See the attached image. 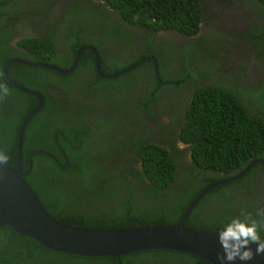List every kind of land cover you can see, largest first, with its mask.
I'll use <instances>...</instances> for the list:
<instances>
[{"label": "trees", "instance_id": "obj_1", "mask_svg": "<svg viewBox=\"0 0 264 264\" xmlns=\"http://www.w3.org/2000/svg\"><path fill=\"white\" fill-rule=\"evenodd\" d=\"M76 1L68 0L62 20L56 21V29L47 30L43 38L28 37L17 41L16 44L22 47L29 57L12 54L15 49L5 44L11 34L5 30L4 25L0 26V84L8 86L10 95L15 97L16 102L13 106L4 102L3 113H0V152L8 156L5 164L11 169L16 167V131L37 103L33 100L34 96L10 86L5 81L1 67L8 56L67 68L78 48L92 45L98 55L99 71L109 75L138 61L129 71L123 70L124 73L120 77L126 79V83L123 84L119 77L116 78L119 82L117 86L112 83V79H103L96 75L94 55L91 50L84 49L79 54L77 67L70 74L88 68L95 77L86 78L82 90L87 91L89 86L94 85L108 98L111 91L119 89L122 91V98L126 97L123 90L127 91L133 87L130 76L137 79L147 75L152 79V87L147 88L148 91L141 101L144 110L148 109L149 101L162 87L178 88L189 78L192 69L203 75L208 73L207 69L196 67L193 63L189 68L187 62L194 59L186 54V71L174 75L171 68H166L169 60L175 58L174 54L169 53L170 47L168 52L162 55L154 48H147L143 53L139 51L138 57L137 50L131 51V57L122 60L121 47L117 45L122 39L115 29L110 33L108 40L116 44L107 55L106 44L100 39L102 32L97 34L83 20L80 22V13L74 8ZM102 1L117 12L122 21L148 31L172 30L182 36L192 37L198 34L201 21L219 34L221 26H224L215 21L216 11L211 10L206 14L205 10L214 0ZM241 2L244 3V27L241 31L231 33L236 56L246 57L244 61L248 62L250 55L242 50L244 46L253 48L260 59L261 55H264V0ZM17 3L18 0H0V15H9L10 12L5 8ZM30 3L33 8L39 9L33 2ZM95 7L98 8V5L95 4ZM11 19L9 16L6 20ZM37 23L45 26L43 20H38ZM55 31L64 35L61 51H57L52 41L51 32ZM151 36V33L143 36L149 48L148 40ZM139 57L147 58L141 61ZM124 60L122 64H116ZM19 68L23 70L16 74V69ZM236 68V58L225 62L217 72L221 76L220 84H215L214 78L209 77L208 84L192 91L190 101L184 109L182 123L170 126L165 132L173 139L169 147L151 142L144 135L133 137L131 132L121 129L126 150L136 155L140 162V172L136 168L129 169L132 171L127 175L129 178L117 171L115 176L111 175L114 167L110 166L104 153L90 150V142L96 139H99L101 147L106 146L108 138L101 134L102 130L105 131L104 128L95 129L65 121L67 125L52 124L40 130V127L33 124L35 115L25 125L20 140L21 169L23 173L28 170L23 180L36 195L45 212L54 220L68 226L116 230L175 225L195 195L205 186L240 171L254 159H264V107H254L250 113L242 104L241 95H249L251 89L246 87ZM166 69L172 74L167 73ZM7 73L15 83L42 95L43 88L40 87L38 78L45 73L65 76L46 68L23 64H10ZM263 86L264 81L260 80L258 88ZM258 91L253 96L260 99L264 93H257ZM85 107L90 108L89 103L76 101L72 95L69 110L65 111L63 117L74 120L77 112ZM9 115L12 121L8 120ZM93 130L100 133L99 138L89 136ZM176 140L187 144L190 149V161H185L188 163L186 173L177 166L176 160H184L177 155L179 149L174 145ZM84 141L90 142L84 144ZM35 149L44 150L47 154L32 152ZM126 156L128 157L127 154ZM130 163L131 160L128 159L126 164L120 163L119 168L125 165L129 167ZM257 177L264 179V168L256 162L249 165L237 180L211 188L192 208L184 227L201 232H218L233 218L239 217L243 220L247 214L264 223L257 215V210L264 208V192L257 194L258 191H255L254 180ZM115 183L136 185L119 191L114 187ZM143 184L153 186L145 187ZM109 185L111 189L107 188ZM239 190L243 193L238 192ZM151 194L155 195L158 202H152ZM73 203H76V211L72 207ZM81 203L83 204L80 205ZM260 236L264 240V227L260 229ZM177 255L187 256L194 264H210L192 254L170 250L135 252L117 258L77 256L49 250L33 239L19 235L8 226L0 227V264H134L141 256L152 259Z\"/></svg>", "mask_w": 264, "mask_h": 264}, {"label": "water", "instance_id": "obj_2", "mask_svg": "<svg viewBox=\"0 0 264 264\" xmlns=\"http://www.w3.org/2000/svg\"><path fill=\"white\" fill-rule=\"evenodd\" d=\"M89 49L95 58L96 71L99 72L98 56L91 45L78 48L74 53L72 63L62 69L40 62L8 59L2 72L6 82L12 87L37 98L36 106L21 121L15 136L16 167L9 168L5 163L0 164V227L8 226L19 235L27 236L39 245L56 252L77 256H111L142 252L147 250H176L192 254L210 264H219L217 255L222 249L217 241L219 232H201L184 227V222L197 201L211 188L240 178L249 165L259 162L264 167V161L253 160L236 173L217 179L205 186L195 195L185 209L181 219L175 225L136 227L129 229H85L68 226L51 218L42 208L37 197L23 180L20 162V140L25 125L42 105V96L31 89L25 88L12 81L7 74L10 63H20L28 66L49 68L57 73L67 74L76 64L82 50ZM125 70V69H124ZM119 73V72H118ZM117 73L113 74L115 76ZM102 76L101 74H99ZM255 251L256 245H251ZM250 264H264V256H257Z\"/></svg>", "mask_w": 264, "mask_h": 264}, {"label": "flooded vegetation", "instance_id": "obj_3", "mask_svg": "<svg viewBox=\"0 0 264 264\" xmlns=\"http://www.w3.org/2000/svg\"><path fill=\"white\" fill-rule=\"evenodd\" d=\"M18 1L27 2V0H18ZM205 4L207 7V3ZM242 4L244 3H242L241 0H220V1L214 0L212 4V11H216V16H217L216 19H218V23L224 24L226 29H232L233 32H237V31H241L244 27L242 20V18H244L242 17V13H243ZM14 7L15 5H12L9 8V11L11 12L10 16L13 17V19L3 20L4 16L0 15V26L4 25L5 30L9 31V34H11V37L6 39L5 44L15 49V51L12 53L13 55L28 56L26 55V51L22 47L16 44L17 41L22 38H28V37L43 38L47 30L50 29V31H53L54 29H56L58 23L48 22L46 20L44 21L45 26H43L36 22L38 14L35 13V11L31 10L29 12H19L16 14H12L13 11H15ZM203 9H204V5L202 3L201 10L203 11ZM61 20L62 18L59 15L57 21H61ZM31 21H34V23H31ZM51 35L53 36L52 41L54 43V46H55L54 38L58 36H60L61 43L63 45L64 35L60 31H55L54 33L51 32ZM12 41L14 42L13 44ZM111 49L112 47L106 50L107 55L110 53ZM61 50L62 49H57V51H61ZM239 58L246 60V57H239ZM250 58H252V56H250ZM254 59L255 58H252L249 63L253 62ZM134 64L135 63H131L130 65H127L126 67L130 66V68L127 71H129L134 66ZM76 67L77 64L75 68ZM87 69L88 68H84L79 72L73 74H70L71 72L67 74H62L65 75L63 77L57 76L56 74L45 73L40 78L37 79V81H39L40 83V87L43 88V95L40 92H38L42 96V105L40 109L32 116L33 118L36 115V117L33 120L34 126L40 127V130H42L45 127H49L52 124H58V123L66 124L65 121H67L74 124L75 123L81 124L86 127H93L95 129L104 128L105 131L102 130L101 134L102 135L105 134V136L108 138L105 147L100 146L99 139H96L93 142H90L91 141L90 139V141H84V144H88L90 142L91 144L90 150L104 153L105 159L108 162L113 160L115 161L121 158L120 161L118 160L117 164H114L116 168L114 167L113 169L114 171H112L111 175L115 176V172L117 171L119 173H124V175L127 176L129 175L130 172H132L131 170H129L131 168L133 169L136 168L140 172L139 159L138 157L130 153L128 150H126V145L121 137L122 134L120 132L121 129L128 130L129 132L132 133L133 137H139V134L137 133V130L135 128L137 123L139 122V118H142V120H146V121L147 119L152 120L151 115L149 113L145 112L146 116L144 115V109L142 108L141 105V101L143 100L142 92L143 91L147 92L148 91L147 88L152 87V84L149 82V77L147 76L148 85H145V87L143 88L141 83L139 89V87L136 86L137 79L130 76L133 87L131 89H128L127 91L123 90L126 97L122 98V91L119 89L117 91L116 90L111 91L110 97L108 98L101 89L94 87V85L89 86V89L87 91L82 90L86 78L94 79L91 76L95 77L94 74L91 75V73ZM22 70L23 69L21 68L16 69V74L21 72ZM99 74H101L102 76H100ZM112 74L113 73H111L110 75L104 74L101 73L100 71L96 72V75L99 78L112 79V83L117 86H119V82L116 79L118 77L121 83L123 84L126 83V79L120 77L122 73L114 76V78L111 76ZM135 88L139 89V91L133 92ZM83 93H85L86 95ZM0 95H2V92H0ZM72 95H74L76 101L77 100L83 101L89 103L90 105V108L85 107L80 109L77 112L75 116L76 118L74 120H70L67 117H63L65 111L69 110ZM110 99L112 101H110ZM33 100H35L37 103L36 98H34ZM4 102H6L8 106H13L16 103L15 97L13 95H8L3 100H0V113H3ZM13 117L14 116L12 114L11 118L13 119ZM7 118L9 121H12L10 119V115L7 116ZM89 136L93 138H99L100 133L93 130V133H90ZM32 152L47 154L44 150H38V149H35ZM126 154L128 155V157L126 156ZM98 155L99 154H97V156ZM128 159L131 160L129 167L125 165L119 168L120 163L125 162L126 164V161ZM110 165H112L111 162ZM127 178H129V176H127ZM254 184H255V190H258L257 194L263 192L261 188L262 185H264V179H262L261 177H257L254 180ZM135 185L136 184L126 185L124 183H115L114 187L119 191H123L127 188V186H135ZM143 185L145 187L153 186L151 184H143ZM107 188L111 189V185L107 186ZM238 192L243 193V191L241 190H239ZM151 199L152 202H158L157 199H155L154 194H151ZM82 204L83 203H81L80 205ZM149 204L150 203L148 201L147 206H149ZM72 207L76 211V203H73ZM147 251H152V250H147ZM134 264H194V263L189 261L187 256L177 255V256H172L171 258H168L166 256H160L152 259H147L144 256H141L138 257L137 261Z\"/></svg>", "mask_w": 264, "mask_h": 264}, {"label": "rangeland", "instance_id": "obj_4", "mask_svg": "<svg viewBox=\"0 0 264 264\" xmlns=\"http://www.w3.org/2000/svg\"><path fill=\"white\" fill-rule=\"evenodd\" d=\"M50 1L51 0H42L37 10H44L47 3ZM94 1L96 0H78L74 3V8L80 13L78 16L80 17V22L83 20V22L87 23L89 27H91V30L97 34L102 32L100 39H103L106 44L105 50L110 49L116 44L108 40L110 33L116 30L119 37L122 39V42L117 43V45L121 47L122 60L126 57L129 58L131 57V51L140 50L145 46L146 40L143 36L151 33L152 36L148 41L152 48L159 50V53L162 55L168 52V48L170 47V55H175V58L170 59L166 67L171 68L174 75L186 71L184 61V56L186 54L189 55V58L194 59V61L187 62L186 65L189 68L194 64L196 67L208 70V73L203 75L198 73L196 69H192V75L190 74L191 77H189L179 92H176L170 87L166 88L162 94H158L154 100L157 117L153 121H146L139 118V122L135 127L139 135H144L148 138L156 137L159 133L163 134L167 132L170 126L174 124L177 125L180 119H182V110L185 105L187 93H190L195 88L202 87L203 84H208L209 77L214 78L215 84H220L221 76H219L217 72L224 66L225 62H230L235 58L237 62L236 70H239L241 80L245 82L244 84L246 87L250 88L252 92H250L249 95H241L240 99L242 104L250 113H252V108L254 106L261 105L253 94L260 89L258 88V82L260 80L264 81V55H261L262 58L260 59V57L255 54L253 48L244 46L242 50L245 54L252 56V58L256 56V58L253 62L249 63L252 58H250L248 62H245L243 59L237 57L231 33L233 32L232 29H226L225 26H221L220 33L224 37L217 31L212 30L206 23L201 24V29L198 34L192 37H185L167 30L148 31L135 28L134 25L122 21L118 13L110 11L99 1H97L98 8L90 6L89 3H93ZM58 3L59 1L56 0V4ZM211 10L212 4L205 10L206 14ZM54 42L55 47L61 49L62 43L60 36L55 37ZM122 62H125V60L116 62V64L120 65ZM232 68L235 69L234 67ZM143 79L145 80L143 76L137 78L136 86L139 87V89L141 83H143ZM146 82L147 80H145V85ZM139 89L135 88L133 92H138ZM259 92L264 93V86L257 93ZM110 162L112 164L110 165L111 167H116L114 164H117L118 160ZM110 162L108 163L110 164ZM261 190L264 192V185H262Z\"/></svg>", "mask_w": 264, "mask_h": 264}, {"label": "clouds", "instance_id": "obj_5", "mask_svg": "<svg viewBox=\"0 0 264 264\" xmlns=\"http://www.w3.org/2000/svg\"><path fill=\"white\" fill-rule=\"evenodd\" d=\"M58 1H59V3L56 4V0H51L50 2L47 3L44 10H41V11H38L37 9L33 8L31 3H30V2H33L34 5L39 7L41 2H36L35 0H29V1L27 0V2H19L18 1V3L15 4V7H14L15 11H13L12 14H16L19 12H29V11L33 10V11H35V13L38 14L36 22L38 20H43V21L47 20L48 22H56L59 15L61 16V18L63 17V13L65 11V6L68 5V0H58ZM97 1H99L100 3H102L104 5V2L102 0H96L93 3L92 2L89 3L90 6L95 7V4H97ZM104 6H106L110 11L115 12L109 6H107V5H104ZM9 8H10V6L6 7L5 10L10 12ZM95 8H97V7H95ZM3 16H4L3 20H6L10 16V14L9 15L3 14ZM12 19H13V17H12ZM216 21L218 22V19H216ZM31 23H34V21H31ZM201 24H202V21H201L200 25ZM167 31H172V30H167ZM173 32H175V31H173ZM178 35H180V34H178ZM13 43L14 42L12 41V44ZM84 46H86V45H84ZM147 48L149 50L153 49L151 44H150L151 49L149 48V46H147L145 44L144 49L143 48L140 50L137 49V57L140 56L139 51H141L143 53ZM14 58L19 59V60H24L23 58H18V57H14ZM14 58H9V56H8L7 59L3 61L2 67H1V72H2V68H3L5 61H7L8 59H14ZM139 58L142 61V60H144V58H147V57H139ZM30 62L36 63L39 61H36V62L30 61ZM40 63H42V62H40ZM10 64H20V63H10ZM45 64L52 65L50 63H45ZM137 64H138V61L135 62L134 65H137ZM9 65H8V67H9ZM52 66H55V65H52ZM8 67H7V69H8ZM98 67H99V65H98ZM42 68H44V67H42ZM129 68H130V66L125 67V68L117 71L116 75L123 73L124 71H127ZM46 69H49V68H46ZM62 69H65V68H62ZM49 70H52V69H49ZM52 71H54V70H52ZM167 73L172 74L168 70H167ZM2 74H3V72H2ZM3 77H4V74H3ZM189 77H191V76H189ZM4 79H5V77H4ZM145 80H147V75L145 76ZM145 80L143 79V83H142L143 88L145 87ZM149 82L150 83L152 82L151 77L149 78ZM185 82H183L178 88H175L173 86L162 87L158 91L157 95L162 94L166 88H170V87L173 88L176 92H179L181 87L185 84ZM146 85H148V81L146 82ZM0 92H2V95H0V100H3L8 95H10V90L6 84H0ZM145 93H146L145 91L142 92V97H144ZM191 94H192V91L190 93H187V98L185 99V105H184L183 110H182V119H180L178 125L181 124L183 121L184 109L190 101ZM254 94H256V92ZM157 95L154 96V98H152L151 101H149L148 109L144 110L145 116H146L145 112H147L151 115L152 120L147 119V121H153L157 117V113H156V109H155V105H154V102H155L154 100L157 97ZM147 96H148V94L145 96V98ZM145 98H144V100H145ZM258 101L260 102V104L263 108V106H264V95L262 98L258 99ZM258 106H260V105H258ZM258 106H254V107H258ZM148 140L151 142L160 144V145H164L166 147H169V145L172 144V142H173V139H170L166 135V133H163V134L159 133L158 135H156V137L149 138ZM174 145H176L177 148L179 149V153L177 155H179L184 160V161L176 160L177 166L182 170L183 173H186V172H188V170H187V164L188 163L185 161H190V149H189L187 144H183L182 142H180V140H176ZM7 160H8V156L4 152H0V164L6 163ZM254 160L264 161V159H262V158H258V159H254ZM257 163H259V162H257ZM259 164H261V163H259ZM262 167H263V165H262ZM139 168H140V166H139ZM255 191L257 192L258 190H255ZM257 215L259 217H261L262 221H264V208L258 209ZM165 226H167V225H165ZM147 227H149V226H147ZM262 227H264V223H262L261 221H257L256 219L252 218L251 214L245 215L243 220H241L239 217H236V218H233L229 223H227L224 226V228L217 233V241H218V243L222 249V254L217 255V261L219 262V264H250V262L254 261L257 256H264V240H262L261 236H260V229ZM252 244L256 245L255 251H253V249L251 247ZM170 251H176V250H170Z\"/></svg>", "mask_w": 264, "mask_h": 264}, {"label": "bare ground", "instance_id": "obj_6", "mask_svg": "<svg viewBox=\"0 0 264 264\" xmlns=\"http://www.w3.org/2000/svg\"><path fill=\"white\" fill-rule=\"evenodd\" d=\"M233 57V56H232Z\"/></svg>", "mask_w": 264, "mask_h": 264}]
</instances>
